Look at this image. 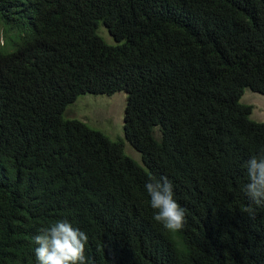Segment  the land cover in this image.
<instances>
[{
  "label": "trees",
  "instance_id": "1",
  "mask_svg": "<svg viewBox=\"0 0 264 264\" xmlns=\"http://www.w3.org/2000/svg\"><path fill=\"white\" fill-rule=\"evenodd\" d=\"M0 29V264H39L33 238L58 220L88 236L87 264H264V206L243 211L264 121L239 102L264 95V0H0ZM120 90L140 162L65 116ZM161 176L179 232L153 219Z\"/></svg>",
  "mask_w": 264,
  "mask_h": 264
},
{
  "label": "clouds",
  "instance_id": "2",
  "mask_svg": "<svg viewBox=\"0 0 264 264\" xmlns=\"http://www.w3.org/2000/svg\"><path fill=\"white\" fill-rule=\"evenodd\" d=\"M248 183L243 191L252 202L243 209L250 216L255 206H264V152L253 155L246 161ZM150 197V206L155 210L153 219L171 232H179L186 224L185 209L174 199L172 182L161 176L150 178L144 185ZM35 256L39 264H87L85 247L88 236L67 220H58L43 228L34 238Z\"/></svg>",
  "mask_w": 264,
  "mask_h": 264
},
{
  "label": "rangeland",
  "instance_id": "3",
  "mask_svg": "<svg viewBox=\"0 0 264 264\" xmlns=\"http://www.w3.org/2000/svg\"><path fill=\"white\" fill-rule=\"evenodd\" d=\"M97 32L103 40L111 43V37L104 27L99 26ZM0 29V47H2ZM7 48V46H4ZM126 93L122 90L111 94L83 93L66 106L65 116L83 121L92 129L105 134L109 139L123 140V152L136 162H140V154L124 139L123 112ZM239 102L250 107L249 118L254 121H264V95L244 88Z\"/></svg>",
  "mask_w": 264,
  "mask_h": 264
}]
</instances>
